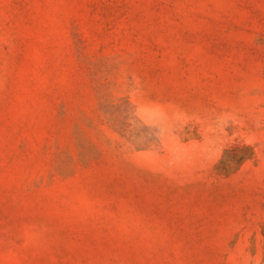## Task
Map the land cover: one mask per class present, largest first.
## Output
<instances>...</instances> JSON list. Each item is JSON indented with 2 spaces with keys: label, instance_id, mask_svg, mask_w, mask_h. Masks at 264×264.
Wrapping results in <instances>:
<instances>
[{
  "label": "rangeland",
  "instance_id": "374dc122",
  "mask_svg": "<svg viewBox=\"0 0 264 264\" xmlns=\"http://www.w3.org/2000/svg\"><path fill=\"white\" fill-rule=\"evenodd\" d=\"M0 264H264V0H0Z\"/></svg>",
  "mask_w": 264,
  "mask_h": 264
}]
</instances>
